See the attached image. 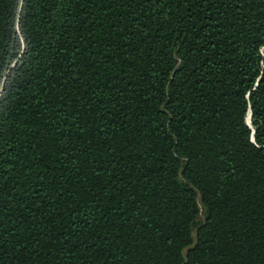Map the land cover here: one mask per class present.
Returning a JSON list of instances; mask_svg holds the SVG:
<instances>
[{
	"label": "trees",
	"instance_id": "1",
	"mask_svg": "<svg viewBox=\"0 0 264 264\" xmlns=\"http://www.w3.org/2000/svg\"><path fill=\"white\" fill-rule=\"evenodd\" d=\"M0 264H264V0H0Z\"/></svg>",
	"mask_w": 264,
	"mask_h": 264
},
{
	"label": "rangeland",
	"instance_id": "2",
	"mask_svg": "<svg viewBox=\"0 0 264 264\" xmlns=\"http://www.w3.org/2000/svg\"><path fill=\"white\" fill-rule=\"evenodd\" d=\"M247 119V118H246ZM201 211L199 212V214H198V217L196 218V220H195V222H194V224L192 225V233H193V229H194V227H195V225H196V223L200 220V218H201Z\"/></svg>",
	"mask_w": 264,
	"mask_h": 264
},
{
	"label": "water",
	"instance_id": "3",
	"mask_svg": "<svg viewBox=\"0 0 264 264\" xmlns=\"http://www.w3.org/2000/svg\"><path fill=\"white\" fill-rule=\"evenodd\" d=\"M248 117H247V119H246V117H245V121H246V123L247 124H249V112L246 114Z\"/></svg>",
	"mask_w": 264,
	"mask_h": 264
}]
</instances>
